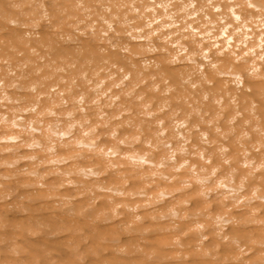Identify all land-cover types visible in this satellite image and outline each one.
Segmentation results:
<instances>
[{
    "label": "clouds",
    "instance_id": "clouds-1",
    "mask_svg": "<svg viewBox=\"0 0 264 264\" xmlns=\"http://www.w3.org/2000/svg\"><path fill=\"white\" fill-rule=\"evenodd\" d=\"M4 4L0 264H264V0Z\"/></svg>",
    "mask_w": 264,
    "mask_h": 264
},
{
    "label": "bare ground",
    "instance_id": "bare-ground-1",
    "mask_svg": "<svg viewBox=\"0 0 264 264\" xmlns=\"http://www.w3.org/2000/svg\"><path fill=\"white\" fill-rule=\"evenodd\" d=\"M0 5L4 6L6 8V4H4V0H0ZM3 25H0L2 27ZM36 243H39L38 241Z\"/></svg>",
    "mask_w": 264,
    "mask_h": 264
}]
</instances>
